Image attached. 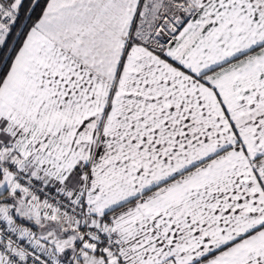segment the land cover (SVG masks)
<instances>
[{
	"label": "snow or ice",
	"instance_id": "snow-or-ice-1",
	"mask_svg": "<svg viewBox=\"0 0 264 264\" xmlns=\"http://www.w3.org/2000/svg\"><path fill=\"white\" fill-rule=\"evenodd\" d=\"M0 264H264V0H0Z\"/></svg>",
	"mask_w": 264,
	"mask_h": 264
}]
</instances>
